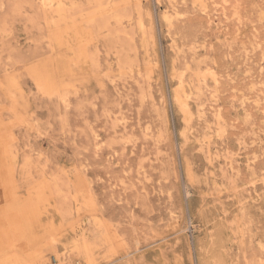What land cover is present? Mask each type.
Instances as JSON below:
<instances>
[{
	"label": "rangeland",
	"instance_id": "rangeland-1",
	"mask_svg": "<svg viewBox=\"0 0 264 264\" xmlns=\"http://www.w3.org/2000/svg\"><path fill=\"white\" fill-rule=\"evenodd\" d=\"M56 255L264 264V0H0V264Z\"/></svg>",
	"mask_w": 264,
	"mask_h": 264
},
{
	"label": "bare ground",
	"instance_id": "bare-ground-1",
	"mask_svg": "<svg viewBox=\"0 0 264 264\" xmlns=\"http://www.w3.org/2000/svg\"><path fill=\"white\" fill-rule=\"evenodd\" d=\"M50 1V0H49ZM98 2V1H97ZM46 4V3H45ZM49 4H51V3H49ZM100 4V3H99ZM62 5V7H63V4H61ZM65 5V4H64ZM103 5V4H102ZM58 6V5H57ZM61 7V8H62ZM82 7V6H81ZM99 8V7H98ZM63 11V10H62ZM117 21V20H116ZM122 73V72H121ZM104 75V74H103ZM184 93V92H183ZM186 93V92H185ZM178 94V93H177ZM178 96H179V94H178ZM184 100V99H183ZM183 104H188V102L186 103V101H185V103L183 102ZM185 105V106H186ZM3 144V143H2ZM11 150V149H10ZM9 150V151H10ZM12 151V150H11ZM56 181V180H55ZM57 183V182H56ZM56 186V185H55ZM55 259H56V264H64V261L63 260H61V258H60V256H58V255H56V257H55Z\"/></svg>",
	"mask_w": 264,
	"mask_h": 264
}]
</instances>
